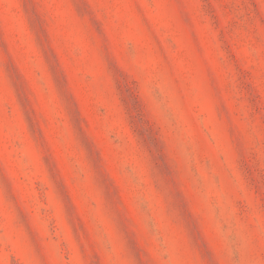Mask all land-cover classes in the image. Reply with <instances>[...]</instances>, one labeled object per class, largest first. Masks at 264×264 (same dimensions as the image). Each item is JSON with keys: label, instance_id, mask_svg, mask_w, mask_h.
<instances>
[{"label": "rangeland", "instance_id": "rangeland-1", "mask_svg": "<svg viewBox=\"0 0 264 264\" xmlns=\"http://www.w3.org/2000/svg\"><path fill=\"white\" fill-rule=\"evenodd\" d=\"M0 264H264V0H0Z\"/></svg>", "mask_w": 264, "mask_h": 264}]
</instances>
